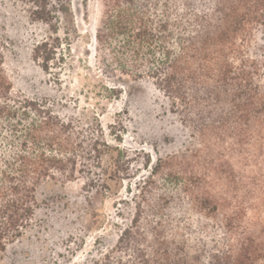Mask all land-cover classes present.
<instances>
[{
  "label": "trees",
  "instance_id": "16d2710c",
  "mask_svg": "<svg viewBox=\"0 0 264 264\" xmlns=\"http://www.w3.org/2000/svg\"><path fill=\"white\" fill-rule=\"evenodd\" d=\"M19 1L47 26L32 55L49 71L65 60L63 43L79 36L71 0ZM100 2L95 49L108 55L100 72L151 80L200 144L155 160L146 154L148 174L130 183L132 198L110 223L115 244L91 263L264 264V64L246 53L253 30L264 28V0ZM76 134L47 102L13 91L0 43V259L28 226L38 185L73 179L81 157L102 168L118 151L96 192L136 177L122 149L95 140L84 151Z\"/></svg>",
  "mask_w": 264,
  "mask_h": 264
},
{
  "label": "rangeland",
  "instance_id": "374dc122",
  "mask_svg": "<svg viewBox=\"0 0 264 264\" xmlns=\"http://www.w3.org/2000/svg\"><path fill=\"white\" fill-rule=\"evenodd\" d=\"M71 7L79 36L72 38L69 48L66 43L59 48L65 60L54 61L44 71L32 50L47 36V26L31 20L25 3L0 0V43L13 91L47 102L55 115L73 123L84 151L90 152L95 140L122 149L124 164L131 166L126 173L137 175L121 184L111 181L109 191H95L108 176V157L118 154L113 149L104 156L102 168H95L90 157H81L73 179L39 184L34 214L22 235L8 244L0 264H92L115 244L117 233L110 223L120 222L116 208L121 200L132 198L130 183L148 174L142 165L146 154L155 160L200 144L199 136L172 111L171 100L151 80L125 76L121 81L100 72L102 60L108 58L106 51L95 49L94 34L103 21L100 0H88L86 10L83 0H71ZM246 53L264 64L263 27L253 30ZM106 86H119L122 92H110Z\"/></svg>",
  "mask_w": 264,
  "mask_h": 264
}]
</instances>
